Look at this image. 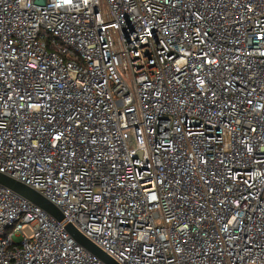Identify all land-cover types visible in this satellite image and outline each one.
<instances>
[{
    "label": "built area",
    "instance_id": "built-area-1",
    "mask_svg": "<svg viewBox=\"0 0 264 264\" xmlns=\"http://www.w3.org/2000/svg\"><path fill=\"white\" fill-rule=\"evenodd\" d=\"M0 264H264V0H0Z\"/></svg>",
    "mask_w": 264,
    "mask_h": 264
},
{
    "label": "water",
    "instance_id": "water-1",
    "mask_svg": "<svg viewBox=\"0 0 264 264\" xmlns=\"http://www.w3.org/2000/svg\"><path fill=\"white\" fill-rule=\"evenodd\" d=\"M0 184L5 185L16 191L17 193L23 195L34 204L38 205L49 214L56 217L58 220L63 219V214L61 213V211L53 203L48 201L45 197H43L31 187L18 182L2 173H0ZM67 230L80 245L84 246L87 250H89L106 264H119L112 257L106 254L101 248H99L83 234H81L73 225H68Z\"/></svg>",
    "mask_w": 264,
    "mask_h": 264
}]
</instances>
